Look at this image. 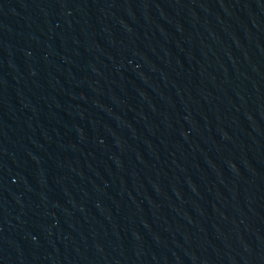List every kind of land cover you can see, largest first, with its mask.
Masks as SVG:
<instances>
[{"label":"water","instance_id":"obj_1","mask_svg":"<svg viewBox=\"0 0 264 264\" xmlns=\"http://www.w3.org/2000/svg\"><path fill=\"white\" fill-rule=\"evenodd\" d=\"M0 264H264V0H0Z\"/></svg>","mask_w":264,"mask_h":264}]
</instances>
